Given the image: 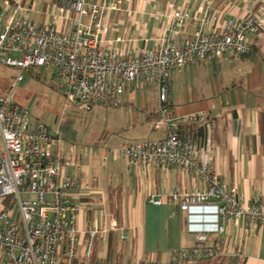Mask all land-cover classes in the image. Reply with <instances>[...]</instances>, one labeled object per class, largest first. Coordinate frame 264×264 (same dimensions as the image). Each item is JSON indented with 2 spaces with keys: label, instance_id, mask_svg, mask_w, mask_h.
Returning <instances> with one entry per match:
<instances>
[{
  "label": "built area",
  "instance_id": "built-area-1",
  "mask_svg": "<svg viewBox=\"0 0 264 264\" xmlns=\"http://www.w3.org/2000/svg\"><path fill=\"white\" fill-rule=\"evenodd\" d=\"M106 3L113 9L121 0H62L55 17L69 16L68 31L57 21L37 25L22 0H0V63L23 72L39 68L52 72L67 88L69 98L79 108L93 105L118 107L128 86L155 83L158 88V118L153 130H164L163 138L146 140L122 147V154L133 167L145 173L155 166L168 165L182 170L201 182L203 187L189 193L174 190L170 201L189 212L193 206H214L213 215H191L189 222L208 226L209 233L222 234L228 220L250 221L264 226V202H250L238 185L221 178L215 162L216 143L212 139L214 123L204 112L179 115L170 104V77L173 71H184L224 56L245 57L254 50L253 38L264 31V0H256L258 13L245 17L222 19L211 0L197 8L203 26L184 41L171 38L156 40L153 46L138 52L117 48L122 38L110 40L104 22ZM119 10H123L120 8ZM73 13L76 17H73ZM87 18V21L85 20ZM194 19L192 12H177L172 29H181ZM203 130L202 145L185 133L187 129ZM61 130L55 133L41 122L30 121V114L10 95H0V263L1 264H76L90 258L96 242L104 243L107 233L102 219H94L87 229L80 224L81 207L74 192L82 186L79 169L70 159L59 156ZM149 203L160 206L156 196ZM110 232L119 234L120 243L129 234L115 220ZM226 253L207 236L199 245L175 250L166 263L196 264Z\"/></svg>",
  "mask_w": 264,
  "mask_h": 264
},
{
  "label": "crops",
  "instance_id": "crops-1",
  "mask_svg": "<svg viewBox=\"0 0 264 264\" xmlns=\"http://www.w3.org/2000/svg\"><path fill=\"white\" fill-rule=\"evenodd\" d=\"M207 1L121 0L117 9L106 3L105 38L121 37L117 48L133 53L149 49L163 38L184 42L195 29L203 26V15L197 8ZM94 2L101 4L102 0ZM22 3L37 25L57 21L60 29L69 30L72 13L67 11L62 19L55 17L62 0H22ZM211 3L222 19L245 17L259 10L256 0H211ZM180 11L192 12L194 19L187 21L184 28L172 29L171 21ZM73 17H76L74 13ZM253 42V52L245 57L227 55L189 66L184 71H173L172 83L173 74L178 72L184 77L193 75L195 79L205 75L207 84L200 93L193 91L192 95L180 97L174 92L169 94V99L179 115L206 114L207 120L214 123L212 139L217 146L214 162L221 178L227 184L238 185L248 201L264 202V31L253 38ZM151 85L155 83H134L126 88L120 106H105L109 110L105 114H110L102 145L83 147L79 156L73 149L66 152L61 148V152H57L76 166L71 172L79 169L82 186L74 192V199L82 209L81 227L85 230L94 219H102L107 229L103 234L106 241L96 242L97 259L107 258L111 234L114 235L113 264L116 259L120 264H145L149 260L166 263L175 250L199 245V237L204 234L207 243L221 244L226 255L200 264H228L230 259L234 264H264V226L228 220L224 233H209L207 225L190 223L189 217L213 215L214 206H193L185 212L170 201L174 190L189 193L202 188L201 182L168 165L155 166L145 173L142 167L131 166L123 156L124 145L157 140L165 135L164 130L152 128L158 118L159 101L157 85ZM148 126L152 133L160 135L156 138L141 136ZM131 133L139 140L129 141L127 136ZM121 136L126 137L115 142ZM195 141L202 145L201 138ZM53 148L54 145L52 152H56ZM151 196L160 198L163 204H150ZM112 220L129 234L126 244L120 243L118 233L110 232Z\"/></svg>",
  "mask_w": 264,
  "mask_h": 264
},
{
  "label": "rangeland",
  "instance_id": "rangeland-1",
  "mask_svg": "<svg viewBox=\"0 0 264 264\" xmlns=\"http://www.w3.org/2000/svg\"><path fill=\"white\" fill-rule=\"evenodd\" d=\"M20 74L19 69L0 63V95H10L21 107L27 110L32 124L36 125L41 122L52 128L53 131L55 130V133L58 130L62 131L60 143L56 144L53 151L57 150L58 147L60 152L61 148L66 152L73 149L79 156L81 154L80 149L83 147H95L97 144V146L103 144L104 141L101 140H104L102 136L110 114H105L109 111L107 107L95 104L96 106L93 105L92 108H79V105L69 98L67 88L61 85L60 80L52 72L46 74L36 68L31 72H23V80L18 81L17 78ZM172 77H175V80L173 83L170 80L169 94L178 92L180 97L187 94L192 95L193 91L200 93V90L207 84V76L205 75H199L195 79L193 75L184 77L176 72ZM155 85L151 86L155 87ZM152 132L153 130L148 126L147 130L141 133V136L156 138L160 135ZM125 137L116 138L115 142H121ZM127 137L130 138L129 141L131 142L139 140V137L134 133ZM83 249L84 246H80L81 259H84ZM95 252L94 247L93 254Z\"/></svg>",
  "mask_w": 264,
  "mask_h": 264
},
{
  "label": "trees",
  "instance_id": "trees-1",
  "mask_svg": "<svg viewBox=\"0 0 264 264\" xmlns=\"http://www.w3.org/2000/svg\"><path fill=\"white\" fill-rule=\"evenodd\" d=\"M185 133L194 139L202 138V136H203V130L201 128L198 130L187 129L185 131ZM212 243L215 246L218 245L220 247V249L222 250L221 244H218V242H216V241H214ZM113 252H114V235L111 234L109 236V242H108V255H107V258L105 260L101 261V260L97 259L96 252H95V254H92V256L90 258H84V259L79 258L76 261V264H111L113 262L112 261L113 260ZM222 257L220 256V257H216V258H209L206 260L199 261L196 264H200V263L205 262V261L221 259ZM232 263L234 264V261H232L230 259L228 264H232ZM114 264H120V260L116 259V262Z\"/></svg>",
  "mask_w": 264,
  "mask_h": 264
}]
</instances>
